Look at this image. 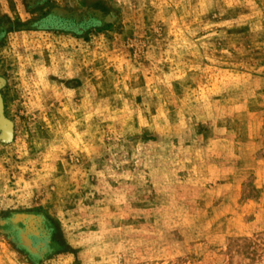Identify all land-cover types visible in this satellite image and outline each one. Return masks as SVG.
Instances as JSON below:
<instances>
[{
  "label": "rangeland",
  "instance_id": "obj_1",
  "mask_svg": "<svg viewBox=\"0 0 264 264\" xmlns=\"http://www.w3.org/2000/svg\"><path fill=\"white\" fill-rule=\"evenodd\" d=\"M0 264H264V0H0Z\"/></svg>",
  "mask_w": 264,
  "mask_h": 264
},
{
  "label": "bare ground",
  "instance_id": "obj_2",
  "mask_svg": "<svg viewBox=\"0 0 264 264\" xmlns=\"http://www.w3.org/2000/svg\"><path fill=\"white\" fill-rule=\"evenodd\" d=\"M4 124V123H3ZM4 128H5V130H6V132H8L9 131V128H7V127H9L8 125H5L4 124V126H3Z\"/></svg>",
  "mask_w": 264,
  "mask_h": 264
}]
</instances>
